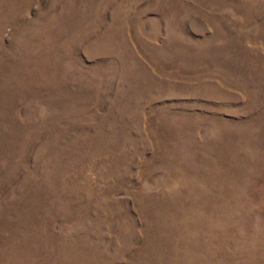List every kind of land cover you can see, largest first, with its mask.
<instances>
[{"label":"rangeland","instance_id":"obj_1","mask_svg":"<svg viewBox=\"0 0 264 264\" xmlns=\"http://www.w3.org/2000/svg\"><path fill=\"white\" fill-rule=\"evenodd\" d=\"M0 264H264V0H0Z\"/></svg>","mask_w":264,"mask_h":264}]
</instances>
